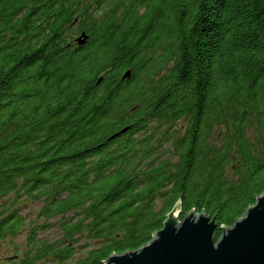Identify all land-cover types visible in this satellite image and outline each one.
I'll list each match as a JSON object with an SVG mask.
<instances>
[{"label":"trees","instance_id":"obj_1","mask_svg":"<svg viewBox=\"0 0 264 264\" xmlns=\"http://www.w3.org/2000/svg\"><path fill=\"white\" fill-rule=\"evenodd\" d=\"M263 193L264 0H0V264H105L177 202L218 240Z\"/></svg>","mask_w":264,"mask_h":264},{"label":"water","instance_id":"obj_2","mask_svg":"<svg viewBox=\"0 0 264 264\" xmlns=\"http://www.w3.org/2000/svg\"><path fill=\"white\" fill-rule=\"evenodd\" d=\"M87 39L83 32L77 43L84 45ZM125 76H130V71ZM181 214L177 202L148 244L113 254L105 264H264V193L232 227L221 228L218 240L216 219L195 210L182 219Z\"/></svg>","mask_w":264,"mask_h":264},{"label":"rangeland","instance_id":"obj_3","mask_svg":"<svg viewBox=\"0 0 264 264\" xmlns=\"http://www.w3.org/2000/svg\"><path fill=\"white\" fill-rule=\"evenodd\" d=\"M98 14H100V12H98ZM78 36V35H77ZM76 36V37H77ZM186 122L184 120H180L179 122H177L174 126V129L178 128L181 129L182 131L185 128ZM180 134H183V132H179L178 136ZM166 149H168V153L170 155H166V158H170L173 162H176L177 157L176 156H172V152H173V148L171 144H167L166 145ZM161 203L159 202V205ZM22 206V213L27 217L29 222L32 221H37L36 218V214L40 211L41 207H42V203L41 202H30V201H25L21 203ZM53 222L55 223V220H53ZM52 222V223H53ZM38 223H42V220H38ZM27 233H29L28 231H25L22 235H20L19 237L15 238V239H8L5 241L0 242V260H4L16 253H20L23 250V247H25V240H26V235ZM39 237L42 239H46V240H50V241H55L58 240L62 237L61 235V231L57 228V225H52L50 228H48L45 231H41L39 233ZM82 243H90L93 244V242L88 241L86 239L82 240ZM82 251L78 250V253H81Z\"/></svg>","mask_w":264,"mask_h":264}]
</instances>
